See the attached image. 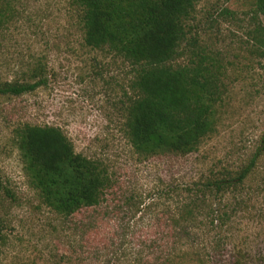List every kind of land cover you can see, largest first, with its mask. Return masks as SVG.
Segmentation results:
<instances>
[{"label":"rangeland","instance_id":"obj_1","mask_svg":"<svg viewBox=\"0 0 264 264\" xmlns=\"http://www.w3.org/2000/svg\"><path fill=\"white\" fill-rule=\"evenodd\" d=\"M254 2L199 0L179 61L206 54L223 65L217 130L189 155L144 159L125 130L136 96L132 65L85 45L72 0L12 1L20 14L0 25V82L45 83L21 96L0 95V176L15 197L3 193L1 199L8 226L0 264H168L180 252L195 253L205 264L238 258L264 264V154L252 183L263 191L250 195V210L234 216L221 244L203 226L217 202L187 190L213 172L241 168L261 145L264 58L257 30L264 15ZM39 61L44 75H29ZM24 124L61 128L75 152L107 166L114 184L99 206L67 217L42 202L15 143V130ZM186 209L195 220L184 221Z\"/></svg>","mask_w":264,"mask_h":264},{"label":"trees","instance_id":"obj_2","mask_svg":"<svg viewBox=\"0 0 264 264\" xmlns=\"http://www.w3.org/2000/svg\"><path fill=\"white\" fill-rule=\"evenodd\" d=\"M12 1L0 0V25L20 14ZM198 2L72 0L79 12L85 45L108 51L133 67L136 96L127 109L125 130L144 159L189 155L198 151L217 130V104L223 99L225 86L223 65L206 54L198 55L197 61L188 64L179 61ZM254 4L256 13L264 15V0H255ZM257 32L264 58V27ZM45 71L39 61L29 69V75H44ZM44 83V79L0 82V95L21 96L36 91ZM15 141L31 187L45 205L61 215L69 217L99 206L113 187L107 166L75 152L72 142L57 126L21 125L15 130ZM263 154L264 135L259 150L247 164L237 170L213 172L206 180L195 182L194 188L187 187L188 191L195 189L201 201L209 195L217 202L209 205L210 220L203 226L217 234L219 244L222 232L232 233L234 216L250 210L253 201L250 195L263 191H256L252 185ZM3 193L15 199L0 176V204ZM192 215L190 209L182 213L184 221L195 220ZM179 222L175 219V226H182ZM7 226L8 218L0 210L2 242L6 241ZM168 264H205V261L195 253L180 252ZM234 264L243 262L238 258Z\"/></svg>","mask_w":264,"mask_h":264}]
</instances>
